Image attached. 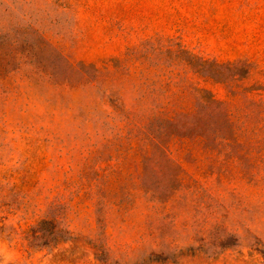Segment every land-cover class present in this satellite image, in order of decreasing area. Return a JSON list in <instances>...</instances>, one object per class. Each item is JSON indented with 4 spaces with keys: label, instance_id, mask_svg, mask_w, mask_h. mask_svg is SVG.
Masks as SVG:
<instances>
[{
    "label": "rangeland",
    "instance_id": "rangeland-1",
    "mask_svg": "<svg viewBox=\"0 0 264 264\" xmlns=\"http://www.w3.org/2000/svg\"><path fill=\"white\" fill-rule=\"evenodd\" d=\"M168 38L264 82V0H0V264H264L255 188L200 175L207 162L174 147L187 174L154 213L138 163L118 166L122 109L139 112L148 83L140 50ZM188 77L228 100L224 84ZM43 219L67 239L31 245Z\"/></svg>",
    "mask_w": 264,
    "mask_h": 264
},
{
    "label": "trees",
    "instance_id": "trees-1",
    "mask_svg": "<svg viewBox=\"0 0 264 264\" xmlns=\"http://www.w3.org/2000/svg\"><path fill=\"white\" fill-rule=\"evenodd\" d=\"M127 60H137L134 51ZM146 81L139 112L124 111V132L133 150H114L118 166L137 162L139 191L157 212L183 187L186 170L172 156L173 148L185 161L199 164L200 175L216 183L243 181L264 195V82L243 83L251 67L244 60L219 62L199 56L172 38L147 41L140 50ZM225 85L228 100H219L190 79ZM174 102H163L165 96ZM133 114V115H132ZM132 115V116H131ZM117 173L121 171L116 170ZM156 174L161 179L154 178ZM196 181V180H194ZM197 182V181H196ZM126 200H131V194ZM121 209L134 202L120 200ZM52 230L46 232V226ZM69 231L49 220H41L28 233L31 245L52 246L67 239Z\"/></svg>",
    "mask_w": 264,
    "mask_h": 264
}]
</instances>
